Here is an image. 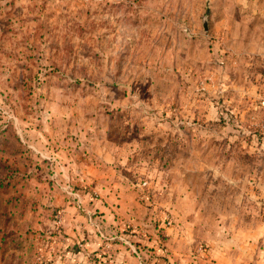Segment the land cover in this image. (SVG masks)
<instances>
[{
	"label": "rangeland",
	"instance_id": "rangeland-1",
	"mask_svg": "<svg viewBox=\"0 0 264 264\" xmlns=\"http://www.w3.org/2000/svg\"><path fill=\"white\" fill-rule=\"evenodd\" d=\"M258 225L264 0H0V264Z\"/></svg>",
	"mask_w": 264,
	"mask_h": 264
},
{
	"label": "crops",
	"instance_id": "crops-1",
	"mask_svg": "<svg viewBox=\"0 0 264 264\" xmlns=\"http://www.w3.org/2000/svg\"><path fill=\"white\" fill-rule=\"evenodd\" d=\"M261 230L263 229L258 225L249 237L248 235L242 237L239 234L237 238L234 235L226 237L222 247L214 246L207 253L201 252L199 255L191 256L190 248H187L184 255L179 253L175 249V244H182L184 239L181 237L182 239L177 240L178 237L171 233L166 237L169 250L161 254V259H148L144 252L135 251L132 243L128 245V248L116 245L113 251L114 256L111 257L118 264H264V239H260ZM145 259L147 261H144Z\"/></svg>",
	"mask_w": 264,
	"mask_h": 264
}]
</instances>
